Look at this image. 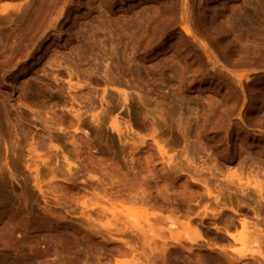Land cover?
I'll use <instances>...</instances> for the list:
<instances>
[{"label": "rangeland", "instance_id": "rangeland-1", "mask_svg": "<svg viewBox=\"0 0 264 264\" xmlns=\"http://www.w3.org/2000/svg\"><path fill=\"white\" fill-rule=\"evenodd\" d=\"M255 179L264 0H0V264H264Z\"/></svg>", "mask_w": 264, "mask_h": 264}, {"label": "bare ground", "instance_id": "bare-ground-1", "mask_svg": "<svg viewBox=\"0 0 264 264\" xmlns=\"http://www.w3.org/2000/svg\"><path fill=\"white\" fill-rule=\"evenodd\" d=\"M70 78H71V76H70ZM106 83H107V81H106ZM108 84V83H107ZM123 94H125V93H123ZM127 94V93H126ZM121 130V129H120ZM188 152V151H187ZM185 153V152H184ZM189 155V154H188ZM188 159V158H187ZM186 159V160H187ZM244 158L242 157V160H243ZM246 159V158H245ZM188 161H190L189 159H188ZM247 161V160H246ZM191 162H192V160H191ZM194 162V161H193ZM240 162V161H239ZM244 162H242V164H241V167L240 168H245V166H244V164H243ZM239 164V163H238ZM190 165V164H189ZM191 165H193L192 163H191ZM218 165V164H217ZM249 166V165H248ZM252 166V165H251ZM178 167V166H177ZM182 167V166H181ZM188 167H190V166H188ZM215 168H217V166H215ZM219 168V167H218ZM217 168V169H218ZM243 169H241V170H243ZM250 169V168H249ZM245 170V169H244ZM243 170V171H244ZM213 171V170H212ZM251 171V170H250ZM263 171V170H262ZM195 172H196V168H195ZM239 172V171H238ZM241 172V171H240ZM247 172V171H246ZM245 172V173H246ZM214 173V172H213ZM248 174V173H247ZM240 175V174H239ZM238 175V176H239ZM249 175H251V174H249ZM253 176V175H252ZM256 176V175H255ZM254 176V177H255ZM257 177V176H256ZM255 177V178H256ZM259 177V176H258ZM243 178V177H242ZM197 181H199V180H197ZM206 181V180H205ZM253 181V180H252ZM252 181H250L249 182V184L252 182ZM199 182H201V181H199ZM253 184H254V189L256 190V192L255 193H258L257 195H258V197H259V199L256 197V199H258V200H255V197L254 196H252L249 192V194L248 195H246V197L247 196H249V197H254V200L256 201V204H257V206L258 205H260L259 207H255V208H253L254 209V212H255V215L257 216V217H259V216H262L261 215V212H262V205H264V193H262V191H261V189H260V184H259V182H257V179H255V183L254 182H252ZM232 184V183H231ZM245 184V183H244ZM248 184V185H249ZM202 185H204L205 187L208 185L207 183H202ZM222 185V184H221ZM229 185V184H228ZM227 185V186H228ZM233 185H235V184H233ZM232 186V185H231ZM244 186V185H243ZM241 184H238V186L237 187H239V190H241V192L243 193V196H244V194H245V187H243ZM207 188V187H206ZM228 189V188H227ZM226 189V190H227ZM230 189V188H229ZM236 189V188H235ZM247 189V188H246ZM232 190V189H231ZM231 190H230V192H231ZM218 191H219V189H218ZM236 192H237V190H236ZM240 192V191H239ZM214 193L215 192H211L210 191V189L209 188H207V194L210 196V195H214ZM219 193V192H218ZM217 193V194H218ZM233 193V192H232ZM233 195V194H232ZM232 195H228V197L229 198H231L232 199ZM251 195V196H250ZM256 195V194H255ZM246 197H244V198H246ZM228 198V199H229ZM214 199L218 202V200H219V194L218 195H215V197H214ZM225 199H226V197H225ZM246 199H248V198H246ZM220 201V200H219ZM227 201H229V200H227ZM252 201H253V199H252ZM255 201H254V203H255ZM263 201V202H262ZM225 202V201H224ZM230 202V201H229ZM228 202V203H229ZM245 202H248V200L247 201H245ZM244 202V203H245ZM107 203H108V205H109V207L108 208H106V209H108V211H109V213H111L110 215L111 216H113V217H118V215L120 214H125L126 215V218L128 219V221H129V223H131L134 227H136V228H139V229H142L143 228V226H146V225H148L147 223H149L150 222V219L148 220V219H144L145 220V222H147L146 224L145 223H143V219H142V217H141V219H140V217H137L135 214H133V213H130V211H128V210H125L124 208V210L122 209H118V206L115 204V202H113L112 200H111V198L109 199V201H107L105 204L107 205ZM227 203V202H226ZM262 203V204H261ZM231 204H233L232 203V201H231ZM239 206H241L242 205V202H240L239 201V203H237ZM247 204V203H246ZM245 205V204H244ZM105 206V205H104ZM243 206V205H242ZM246 206V205H245ZM249 206V205H248ZM252 206V205H251ZM255 206V205H254ZM220 207H221V205H220ZM250 207V206H249ZM105 208V207H104ZM232 208H233V206H232ZM240 208V207H239ZM105 209V210H106ZM223 209V208H222ZM222 209H220L221 211H219L216 215H214V218L216 219V221H215V230H217V233L219 232V233H226V235H228V237H230L231 239H235L236 238V236H235V233L234 232H231L230 231V229L232 228V226H233V228H235L236 227V225H233V219H230L228 216L226 217L225 215H224V212H223V210ZM233 210H235V209H233ZM264 210V209H263ZM126 211H128L129 213H126ZM238 211H234V213H237ZM105 214H108V212H106ZM238 216V215H237ZM236 216V217H237ZM246 216V215H245ZM241 217V216H240ZM263 217V216H262ZM217 218H219V220H221L222 221V223H218V219ZM212 219V218H211ZM262 219V218H261ZM118 220V219H117ZM240 224H241V226H242V228L244 229V230H248V228H247V224L249 225V223H247L246 222V219L245 218H243V217H241L240 218ZM140 222H142L143 223V225H141V223ZM213 222V221H212ZM231 222V223H230ZM264 222V221H263ZM227 223H230V224H227ZM152 224V223H151ZM222 224V225H221ZM255 225H256V223H254ZM175 225V224H174ZM153 226V225H152ZM171 228H172V225H169ZM149 229V231H148V233L149 234H153L152 232V230H153V227L151 228V227H149V226H147ZM147 227H145V228H147ZM174 227V226H173ZM170 228V229H171ZM173 229V228H172ZM171 229V230H172ZM200 229V228H199ZM199 229H198V231H199ZM135 230V229H134ZM186 230H187V232L186 233H184V234H186L185 236H186V238H187V240L188 241H190L191 243H197L199 240H197V238H195V236L197 235V234H199L200 233V231H199V233H197L196 235H194V236H192V234L190 233V232H192L191 230L189 231L187 228H186ZM232 230V229H231ZM256 230V229H255ZM136 231V230H135ZM144 231L146 232V229H144ZM152 231V232H151ZM170 231V230H169ZM248 231H250V230H248ZM151 232V233H150ZM189 232V233H188ZM247 232V231H246ZM256 232V231H255ZM261 232V231H260ZM148 233H144V234H148ZM193 233V232H192ZM247 233H249V232H247ZM246 233V234H247ZM250 233H253V231L252 232H250ZM148 234V235H149ZM195 234V233H194ZM260 234V233H259ZM155 235V234H154ZM153 235V236H154ZM182 236V235H181ZM199 236H200V234H199ZM199 236H197V237H199ZM222 236V235H221ZM249 236V238L251 237L250 236V234L248 235ZM259 236V235H258ZM156 237H158V236H156ZM213 237V236H212ZM217 237H219V236H217ZM225 237V236H224ZM254 237H256V236H254ZM260 237V236H259ZM153 238V237H152ZM154 238H155V236H154ZM185 238V239H186ZM201 238H203V239H205L204 237H201ZM220 238V237H219ZM222 239H224L223 238V236L221 237ZM253 238V237H252ZM260 238H263V237H260ZM225 239H227V238H225ZM258 239V238H257ZM213 240V239H212ZM236 240V239H235ZM208 241V240H207ZM210 241V240H209ZM217 241V240H216ZM219 241V240H218ZM224 241V240H223ZM264 241V240H263ZM263 241H259V240H254L253 239V241L251 242V241H249V242H251V245L250 246H247V247H245V249H244V251H242V253L240 254V255H242L244 258H246L245 256H248V254H245V252H247V251H249V250H251L252 248H263L262 247V243H263ZM228 243V246L230 247V245H229V241H227ZM231 242V241H230ZM233 242V241H232ZM246 242H247V240H246ZM249 242H247L248 244H249ZM262 242V243H261ZM210 242H208V244H209ZM207 244V243H206ZM208 244H207V246H208ZM211 244V245H210ZM209 244V246L212 248V245L213 244H215L214 243V240H213V243H210ZM217 244V245H216ZM215 245H216V248L217 247H221V246H223L224 245V243L222 242V243H220L221 244V246H220V244L218 245V242L216 243ZM223 244V245H222ZM226 244V245H227ZM233 244V243H232ZM247 245V244H246ZM214 246V245H213ZM209 247V248H210ZM215 247V246H214ZM120 248V247H119ZM218 249V248H217ZM220 249H222V251H223V248L221 247ZM120 250V249H119ZM211 251L213 250L214 251V249H210ZM124 251V250H123ZM216 251H218V250H216ZM216 251H214V252H216ZM220 251V250H219ZM127 252V251H126ZM224 252H225V250H224ZM228 252V251H227ZM230 252V251H229ZM258 252H260V251H258ZM118 253H120V252H118ZM124 253V252H123ZM221 253V252H220ZM226 253V252H225ZM259 254V253H258ZM257 254V255H258ZM124 255V254H123ZM256 254H254V253H252L251 254V256H255ZM226 256V255H225ZM250 256V255H249ZM248 256V257H249ZM229 257L231 258V256L229 255ZM251 258V257H250ZM231 260V259H230ZM247 260V258L245 259V261ZM233 261V260H232ZM245 261H243V262H245ZM234 262H236V258H235V261ZM241 262V261H240ZM231 263V262H230ZM242 263V262H241ZM233 264V263H232ZM237 264H238V262H237Z\"/></svg>", "mask_w": 264, "mask_h": 264}]
</instances>
